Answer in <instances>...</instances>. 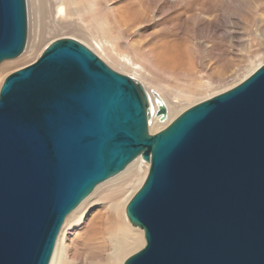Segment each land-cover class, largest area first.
<instances>
[{"label": "water", "instance_id": "1", "mask_svg": "<svg viewBox=\"0 0 264 264\" xmlns=\"http://www.w3.org/2000/svg\"><path fill=\"white\" fill-rule=\"evenodd\" d=\"M27 35L26 0H0V63ZM149 119L142 85L70 38L7 76L0 264H49L66 217L137 158L149 167L125 217L144 246L123 264H264V64L154 135Z\"/></svg>", "mask_w": 264, "mask_h": 264}, {"label": "rangeland", "instance_id": "2", "mask_svg": "<svg viewBox=\"0 0 264 264\" xmlns=\"http://www.w3.org/2000/svg\"><path fill=\"white\" fill-rule=\"evenodd\" d=\"M35 1L38 11L47 2ZM72 1L81 12L78 19L64 20H72L89 45L74 34L48 30L40 47L28 54L24 50L19 57L0 63L7 65L5 70H0V87L7 76L34 63L50 43L70 38L88 48L113 71L159 89L161 98L182 92V99H176L178 105L182 104L175 118L189 107L236 86L264 64V0ZM26 6L29 34L34 17L32 0H26ZM40 14L42 16V12ZM44 18L45 15L42 22ZM103 57L108 62L102 60ZM122 57L139 65L140 71L121 70L116 62H125ZM167 120L168 116L163 121L158 120L151 133L148 121L149 134L166 128L172 121L166 124ZM142 162L148 170V163ZM147 170L139 173V180L133 179L114 192H107L88 204L76 220L62 225L60 251L64 264H123L144 246L142 231L128 223L124 211ZM111 201L119 204L109 211L107 204ZM119 217L122 229L129 230L125 231L128 247L124 234H115ZM96 237L105 241V245L96 250L97 259L90 255L87 261L86 243Z\"/></svg>", "mask_w": 264, "mask_h": 264}, {"label": "bare ground", "instance_id": "3", "mask_svg": "<svg viewBox=\"0 0 264 264\" xmlns=\"http://www.w3.org/2000/svg\"><path fill=\"white\" fill-rule=\"evenodd\" d=\"M46 1L47 2L44 1L45 2L44 8H42V10H41V7H40L39 11H38L35 7L36 1L32 0V4H33L32 14L34 13V17H32L33 18V21H32L33 25H32L31 30L29 31L30 33L28 34V39H27V43H26V47H25V53L28 54L31 51H33L34 49H37L38 47H40L44 41L45 35L47 34L48 30L54 31V32L65 31V32L74 34L77 38L81 39L85 44L89 45L88 40L82 37L81 30L78 28V26H76L73 22H71L72 20L71 21L64 20V18H66V19H69V18L72 19L73 17L77 18L79 16V13L81 12V9L79 7L75 8L73 6L72 0H68L67 3L66 2L64 3L63 0L58 2V3H54V2H52V0H46ZM40 12H42V16H41ZM44 15H45V18H44L45 22L44 21L42 22V17H44ZM53 15H55V17H53ZM47 19H48V21L46 22ZM124 59L125 58L122 57V61L126 60L125 62H119V61L116 62L117 63L116 65L121 67V70H123L122 68H124V69L133 70V71L134 70L140 71L141 67L139 65L132 63L128 59H125V60ZM102 60H104L105 62H108L104 57L102 58ZM109 64L112 66L114 65L113 63H109ZM112 66H110V67H112ZM6 67H7L6 64H2V65H0V70L3 71L6 69ZM133 67H135V68L133 69ZM142 79H144V78H142ZM140 83L146 92V96H147L149 104H150L149 131L151 133V130H152L153 126L155 125V123L158 120H160V118L157 116L159 105L163 104L166 107V116H168V120H167L166 124H168L176 115L178 108H180L179 105L182 104V103L181 104L179 103V105H178V102L176 101V99L177 100L182 99L183 96H181L182 92L176 91L174 93V95L170 98L169 97L161 98V96H158L159 89L157 90L154 87L153 88L150 87V85L145 84L144 81H141ZM147 87H150V88H147ZM171 99H173L174 101L171 102L172 101ZM148 167H149V165H148ZM145 170H147V165H145L142 162L141 158H137L122 173H120L116 177H114V178L100 184L99 186H97L95 188V190L92 192V194L86 200H84L70 215H68L66 217L63 227L68 222H70L74 219L76 220V218L80 217V215L82 214V212L86 208V206L88 204L96 201L102 195L106 194L107 192H114L117 188L122 187L124 184L132 181L133 179L135 181L139 180L140 179L139 173L141 171L145 172ZM109 203L107 204L108 205L107 208L109 211L114 209V205L119 204L118 202L114 203L113 201H111ZM124 214H125V211H124ZM120 218L121 217H119V222L115 224V226H116L115 234L116 235L118 233H122V235L124 234V239H125L124 242L128 243L129 240H127L125 237V234H126L125 231L127 230V232H129V230L126 229L124 231L122 229L121 223H120ZM121 222H122V218H121ZM123 223H124V221H123ZM62 231H63V228L61 229V232H59L60 234H59V237L57 238V242H56V245H55V248H54V251H53V254H52V257H51L49 264H64V260H63L64 258H63L62 252L60 251L61 250L60 249L61 248L60 238L62 235ZM127 235H128V233H127ZM137 235H139V234L137 233ZM142 235H143V233H142ZM100 237L99 238L98 237L92 238V239H90V241L88 240V242L86 243V246H87L88 251H89V254L85 257V259H87V261H90V259H91L90 255H95L93 259L98 258V254H97L96 250L97 249L101 250L99 247L105 245V241L100 240ZM129 245L130 244L128 243L127 247ZM113 253H115V251L114 252L112 251V254Z\"/></svg>", "mask_w": 264, "mask_h": 264}]
</instances>
